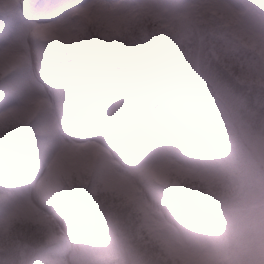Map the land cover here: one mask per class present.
<instances>
[{"label": "rangeland", "instance_id": "1", "mask_svg": "<svg viewBox=\"0 0 264 264\" xmlns=\"http://www.w3.org/2000/svg\"><path fill=\"white\" fill-rule=\"evenodd\" d=\"M31 3L0 0V264L264 257V0Z\"/></svg>", "mask_w": 264, "mask_h": 264}, {"label": "snow or ice", "instance_id": "2", "mask_svg": "<svg viewBox=\"0 0 264 264\" xmlns=\"http://www.w3.org/2000/svg\"><path fill=\"white\" fill-rule=\"evenodd\" d=\"M60 7L58 0H32L30 11L36 16H54Z\"/></svg>", "mask_w": 264, "mask_h": 264}, {"label": "clouds", "instance_id": "3", "mask_svg": "<svg viewBox=\"0 0 264 264\" xmlns=\"http://www.w3.org/2000/svg\"><path fill=\"white\" fill-rule=\"evenodd\" d=\"M248 264H264V257L250 256L248 258Z\"/></svg>", "mask_w": 264, "mask_h": 264}, {"label": "bare ground", "instance_id": "4", "mask_svg": "<svg viewBox=\"0 0 264 264\" xmlns=\"http://www.w3.org/2000/svg\"><path fill=\"white\" fill-rule=\"evenodd\" d=\"M1 25H2V23L0 22V27H1ZM48 31H49L50 33L47 32V34H52V33H51V31H52L51 29H49ZM57 64H58V63H57ZM78 131L81 132V130H78Z\"/></svg>", "mask_w": 264, "mask_h": 264}]
</instances>
